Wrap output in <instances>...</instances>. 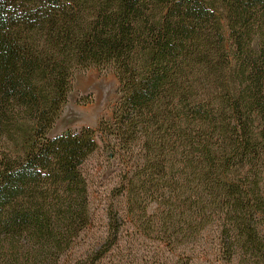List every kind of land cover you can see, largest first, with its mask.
Returning a JSON list of instances; mask_svg holds the SVG:
<instances>
[{
	"label": "trees",
	"instance_id": "1",
	"mask_svg": "<svg viewBox=\"0 0 264 264\" xmlns=\"http://www.w3.org/2000/svg\"><path fill=\"white\" fill-rule=\"evenodd\" d=\"M91 68L112 116L50 136ZM99 148L126 207L73 255ZM128 223L173 263L264 264V0H0V264H94Z\"/></svg>",
	"mask_w": 264,
	"mask_h": 264
},
{
	"label": "rangeland",
	"instance_id": "2",
	"mask_svg": "<svg viewBox=\"0 0 264 264\" xmlns=\"http://www.w3.org/2000/svg\"><path fill=\"white\" fill-rule=\"evenodd\" d=\"M117 88L118 80L113 71L91 68L77 72L73 77L67 102L49 130V135H56L68 128H97L102 119L112 116L113 105L118 98ZM82 170L87 179L91 224L78 239L72 250L73 255L82 254L101 241L110 205H114L121 214H124L126 207L125 200L118 198L113 192V188L119 183V169L108 159L105 151L99 148L91 154L82 165ZM154 209L155 205H151L148 211ZM94 264L177 263H173L170 251L162 247L155 234L128 223L121 231L119 242Z\"/></svg>",
	"mask_w": 264,
	"mask_h": 264
}]
</instances>
